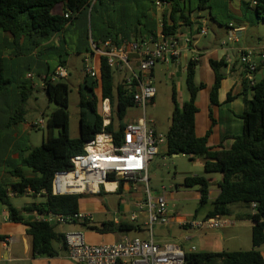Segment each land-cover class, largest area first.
Listing matches in <instances>:
<instances>
[{"label": "trees", "instance_id": "trees-1", "mask_svg": "<svg viewBox=\"0 0 264 264\" xmlns=\"http://www.w3.org/2000/svg\"><path fill=\"white\" fill-rule=\"evenodd\" d=\"M93 0H0V30L10 33L15 42L22 39L35 49L44 41L62 32L71 24L77 15L91 7ZM97 0H95L96 2ZM167 4L168 10L163 14L162 31L167 35H175L179 27L178 21L189 25L186 13L193 14L197 11L210 10L211 0H198L192 9V0H161ZM256 2L254 13L256 23L264 24V0ZM63 5L62 15L53 14L56 6ZM96 3L94 4V6ZM68 18H65V15ZM214 19V18H213ZM108 39V38H106ZM111 40V39H110ZM94 41V39H93ZM107 41V40H104ZM103 41V42H104ZM116 44L120 42L113 40ZM95 43V41H94ZM99 45L100 43H95ZM66 65V61H61ZM199 62L191 60L186 68V86L190 93L189 101L183 105L179 104L177 90L173 89L172 102L173 112L171 124L166 137L168 155H183L194 161L196 158L203 160L204 172L207 174H221L222 178L217 183L219 194L211 203L212 209L204 218L228 215L227 205L244 203L256 204L254 215L251 217L254 223L252 229L251 251H236L222 253H186L187 264H264V258L259 248L264 244V78L251 86L244 80V89L251 92V99L244 93L245 111L240 116L243 121V133L234 137V144L230 149L222 146L212 148L208 145L212 128L203 137L196 134V115L198 113L197 97L206 88L204 83H196V70ZM210 67L215 74V82L210 93V105L219 106V90L224 80L221 68L225 65L223 61H209ZM98 78L88 83L85 79L84 85L79 90L80 114V136L78 139L70 137L69 124V86L60 82H51V74L44 79V94L49 101L56 105L55 110L47 121V136L40 147L29 148L27 155L22 160V167L29 171L16 169L12 174L18 182L7 186L0 185V204L7 207L11 222L26 226L27 235L31 238V252L35 257L54 258L59 254L56 245H61L66 250L65 234L56 232V226L38 220L28 221L22 217V213H56L62 215L76 214L80 210L83 194L53 196L51 185L54 176L59 171H67L71 168V159L83 153L87 142L103 132L111 134L119 140L123 129L122 120L129 108L134 106L132 93L125 89L121 81L115 80L113 72L108 68L106 60H98ZM259 71L256 69L255 74ZM11 82L6 79L4 73V60L0 55V93L5 91ZM96 90L98 95L96 94ZM32 95L31 88L22 93L21 104L18 107L15 123L22 122L26 112L25 103ZM109 99L112 106V123L103 127V118L99 114L101 100ZM231 100V94L228 95ZM117 116L118 125L115 124ZM212 126L214 120L210 110ZM61 129L58 136L54 131ZM184 187H197L200 193L199 209L210 203L209 192L214 185L211 177L187 176L184 179ZM122 188V184L120 189ZM30 190L33 194L28 192ZM46 198L43 204H33L18 210L11 205L13 197L24 195ZM100 195L104 192L100 188ZM194 215L197 218L198 211ZM87 226L91 231L98 234L109 235L117 233H129L141 230V226L127 221L103 222L100 225L81 224ZM5 237L0 235V242Z\"/></svg>", "mask_w": 264, "mask_h": 264}, {"label": "rangeland", "instance_id": "rangeland-1", "mask_svg": "<svg viewBox=\"0 0 264 264\" xmlns=\"http://www.w3.org/2000/svg\"><path fill=\"white\" fill-rule=\"evenodd\" d=\"M156 1L157 0H97L95 2L96 5L94 6L95 3L92 4L91 7L88 8L87 12L82 14L74 22V27H72L66 33L68 45L66 46V52H62V55L68 61L67 65L69 70V78L62 80V82L66 83L69 86L70 90L68 112L70 115L69 131L70 137L72 139H78L80 136V114L82 110L79 106V90L84 85L85 79H87L88 83H91L93 81L92 78H87L81 72L82 58L79 53L85 51L87 47H89V49H92V39H97V37L102 33H113L115 30L121 31L124 27H127L128 25L135 22L137 17L143 25H146L148 27V29H154L156 26L161 25L159 21L161 20L162 12L161 9H157L155 7ZM197 1L198 0H192L193 7L195 6ZM240 1L241 0H211V11L213 12L214 16L218 15V21H221L224 24L231 23L237 25L235 19L240 20L242 23H244L247 28V32L241 35L242 42L240 45L247 44L256 48L264 47V24L255 23V6L251 3L250 5H244L243 3L242 14L245 15L244 17H240L238 16V13L233 12L240 10ZM243 1L248 3L249 0ZM209 12L210 10H208V12L203 11V18H201L202 20H204L207 16V20L205 22V27L208 30L207 37H200L198 35V24L192 26V45L193 47H197L200 50L212 46H219V44H222L224 39H228V31L226 27L223 26L221 28L217 22L209 17ZM123 13H126V16H123ZM53 14L62 15V6H56L53 10ZM230 44L232 45V42ZM0 46H3L1 38ZM27 48H29L28 43H26L25 47H21L18 51L23 50L27 52ZM190 52L191 51L184 54L183 58H181L179 61V65H175L173 63H156L153 74L156 97L154 101L148 104L146 107V119L148 122V126L155 127L157 132L159 134H162L165 138V142L159 145L158 154L154 157L149 166V189L152 191L153 196L155 197L161 195L163 191L162 188H166L168 192L167 197L169 199V206L175 209V211L180 210L181 215L194 217L197 210L199 209V202L196 199H193V197L197 195L198 188L184 187L183 183L185 177L195 175L211 178L214 177L216 180H221V174L205 173L202 165L200 164V158H196L194 161H192L189 159V157L183 155L170 156L167 153L166 137L171 124V116L174 108L172 102L173 89L175 88L177 90L178 101L180 105H183L190 99V93L186 86V68L188 63L196 58V54H192V52ZM255 52H257V54H260L264 52V48L255 50ZM16 54L17 53L14 50V55ZM46 57L48 56L40 52L38 57L35 58L37 60H45ZM232 58H235V55H233ZM54 59L50 61L51 67H54L56 65ZM21 60L22 61L19 64L16 63L13 67L11 65L7 66L5 77L10 78L13 76L16 78V80H19L21 78L20 73L23 71L22 81L30 86V81L26 77V73L29 71L28 67H30V71H32L35 75V80L37 82H40L39 70L41 69L37 68L36 64L28 56L22 58ZM239 63L241 64L240 60ZM205 64L206 65L200 63L198 64L196 70L197 84H199L201 81H207L208 75L211 72V67L209 63L207 64L206 60ZM42 73L43 72H41V74ZM260 73V77H263L262 75H264V71ZM113 76L115 80L121 81L124 77V74L114 73ZM17 86H21V84L17 85V83L14 82L13 88ZM7 92L9 94L8 99L10 100V105H0V128L3 127L6 115L9 118L12 117V119L17 118V112L15 110H18V107H16L15 104L17 103L18 96L16 95V90L9 89ZM96 94L98 95L97 90ZM205 98L206 93H203L202 95L200 94V109H203L204 107L203 102ZM20 104L21 103H19V105ZM55 108L56 105L50 102L48 97L43 92L33 91L29 100L24 105V109L26 110L25 123L27 125L33 123L34 121L38 120L39 117L43 118L44 121L47 122ZM42 113H44V115H41ZM141 117H143V110L141 108L133 106L127 110L126 116L122 120V123L132 121ZM117 121L119 120L116 116V125H118ZM60 132L61 129H56L54 131L55 136H58ZM46 136V128H31L25 134H23L19 144L22 145V149H26L25 146L32 148L40 147L43 141L46 139ZM5 145L6 142L3 139V135H1V171L4 167L5 157L8 158L10 156L11 158H17L13 157L12 153L6 152ZM7 166L12 171L16 169L14 165L8 164ZM2 182L4 181L0 180V184H2ZM129 186L132 188V190L130 191V193H124L123 195H120L119 193H103L102 195H93L90 193L85 194L81 199L83 210L93 211L95 216L94 221L96 224H100L103 220H110L114 218H122L124 221L129 222L130 215L132 214V212H130V208L134 212L133 206L136 201L141 200L145 197V185L143 183H131ZM212 187L214 188V185ZM10 202L14 208L22 209L33 204L45 203L46 198L43 196L24 195L21 197H13ZM242 205L248 206V204L236 203L232 206V210L235 211L237 206ZM122 207L126 211H124L122 214H119L120 212L118 211L120 208L122 209ZM210 207V205H206L205 207L199 209L197 216L202 217L204 214H206L207 210L210 209ZM95 208H97V210H94ZM102 210L105 213H103ZM2 211L8 210L7 207L0 204V213ZM118 215L120 216L118 217ZM161 228H163V226L155 225L153 227L154 240L157 242L159 240L173 242V240H171L170 237L166 235V232H164ZM55 230L59 233L65 232V234L69 232H83L86 235V242L90 245H93L94 242L89 236L100 238L99 234L91 231L87 226H82L80 224L57 225ZM119 234L121 233H117V235L115 236L118 237ZM122 234L128 235L129 238L140 239H148L149 236V234L147 233H138L136 231ZM117 241L118 239H114V241L110 240L108 241V243ZM177 245L183 249L181 245ZM17 248L20 249V246H18ZM18 253H22V251L19 250ZM0 264L28 263L8 261L1 258Z\"/></svg>", "mask_w": 264, "mask_h": 264}, {"label": "built area", "instance_id": "built-area-1", "mask_svg": "<svg viewBox=\"0 0 264 264\" xmlns=\"http://www.w3.org/2000/svg\"><path fill=\"white\" fill-rule=\"evenodd\" d=\"M256 4V2H255ZM155 7L161 11L167 4L161 0L155 2ZM68 18V15H65ZM161 30L139 41L124 40L120 44L112 40L92 43L90 52L82 57L81 72L88 78H98V60L104 58L108 68L113 73L124 74L121 80L125 89L132 93L134 106L143 110V117L123 123L119 140L111 134L103 132L95 139L87 142L83 153L71 159V168L55 174L51 185L53 196L74 194H99L100 188L109 192H117L119 186L129 183H143L145 197L136 204L129 222L137 223L139 216L145 213L147 219L144 228L149 234L148 239L129 238L124 236L113 244L90 245L85 240L83 232H69L65 234V245L68 259L75 264H187L185 251L175 243H159L154 240L153 227L167 226L171 220L168 206L167 189L162 188L159 196H153L149 189V166L158 154L159 145L165 142L162 134L155 127L148 126L146 107L156 97L154 87V68L156 63H170L181 57L182 47L179 34L167 35ZM198 35L206 37L208 30L205 22L199 28ZM186 45L192 49L190 37L184 39ZM227 42H222L226 46ZM254 51H243L240 62L245 67L246 79L250 85H255L254 75L257 64L254 61ZM264 62V52L259 54ZM196 57L193 61H198ZM31 77V76H29ZM66 65H60L51 76V82L68 79ZM99 114L103 118V127L112 123V106L109 99L101 100ZM32 128L45 129L47 122L40 118L34 122ZM107 184L115 185L112 190ZM136 190V188H135ZM30 194H33L28 190ZM42 191L38 196L45 195ZM255 211L256 204H252ZM10 220V219H8ZM37 220L50 225L92 224L93 216L78 212L72 215H62L52 212L37 214ZM232 220L226 216L212 218H190L182 221L181 226L191 230H219L229 227Z\"/></svg>", "mask_w": 264, "mask_h": 264}, {"label": "crops", "instance_id": "crops-1", "mask_svg": "<svg viewBox=\"0 0 264 264\" xmlns=\"http://www.w3.org/2000/svg\"><path fill=\"white\" fill-rule=\"evenodd\" d=\"M94 3H95V0L92 1V4ZM243 3L244 5H250L251 3L255 6L254 0H249L248 3L241 0L240 6H239L240 10L233 11V12L238 13L239 14L238 16L240 17L245 16L244 14H242L243 13ZM61 6L63 8V13H64V6L63 5ZM190 7H192V9L194 8L192 3ZM167 10H168V7L165 8V10L161 11L162 15H161V20L159 21V23L163 24V21H162L163 14ZM206 11L208 12V10ZM202 12L203 11H197L193 14L186 13V15L189 18V21L191 22L189 25H186L183 21H178L179 27L177 29L176 34H179L181 36V39H180V45L182 47L181 57L178 58L177 60L171 61L170 63L179 65V61L181 58H183L184 54L191 51L189 49L190 46L186 45V43L184 42V39L186 37H190V38L192 37L193 35L192 26L193 25L198 24L200 28L202 26V23L206 22L207 16L205 17L204 20L201 19L203 18ZM84 13L85 11L82 12L81 14L79 13L77 17L74 18L73 22L69 24L62 32L54 35L49 40L44 41L41 44V46L35 49H31L29 46V48H27L26 50L27 52L23 50L18 51L21 47H25L27 43L26 40L22 39L20 42L16 43L14 37L10 33L3 32L0 30V38L3 42V46H0V55L2 56L4 60L5 75L7 72L8 65H11L13 67L16 63L19 64L22 61L21 59L26 56L32 59V61L36 64L37 68H40L42 70V71L39 70L40 71L39 72L40 82H37L35 80L34 73L30 71L31 68L28 67L29 71L26 73V77L30 81V86H28L27 83L22 81L23 71L20 73L21 78L19 80L18 79L16 80V78L13 76L10 78H6L11 82V84L5 91L0 93V105H3V104L10 105V100L8 99L9 94L7 92L9 89L16 90V95L18 96L17 103L15 104L16 107L20 106L19 103H21L22 93L27 91V88H31L32 92L41 91L44 93V79L54 73L56 68L61 65L60 62L62 60L66 61V64L68 63L67 59H65L62 55V52H66V46L68 45L66 33L72 27H74V22ZM123 16H126V13H123ZM209 17L215 22H217L221 28L223 26L226 27L228 31L227 37L229 40L227 39L228 40L227 41L224 39V41L227 42L226 46H222V44L221 45L219 44V46L203 48V50H200L197 47H193L191 43L192 49L195 50L194 52L193 51L191 52L192 54H196V57L199 59L198 62L200 64L206 65L205 60L207 64L209 63L210 60H213L216 62L223 61L225 64L221 68V73L224 75V80L222 81V85L219 90V97H218V101L220 104L219 106L212 107L210 105V93H211L212 87L215 82V74L212 68H210L211 72L208 75L207 81L200 82V83H204L206 88L202 90L198 94V97H197L198 113L196 115V134L198 137H203L212 128V133L209 137L208 145L212 148H219L220 146H222L226 149H230L234 144L233 138L237 136H241L243 133V121L240 118V116L245 111L243 94L245 93L249 99H251L252 97L251 92L249 90L246 91L243 86L244 80H247L246 71H245V67L239 63V60H240L239 57H240L241 52L243 51H248V50L254 51V54H255L254 61L257 64V67L259 68V71L254 75V80L256 82L260 81L264 78V75H262L263 77H260L261 75L260 72L264 71V62L260 60L259 54H257L255 50H258L264 47L256 48L254 46H249L247 44L240 45L242 42L241 35L247 32L246 26L240 20L235 19V22H237V25L231 24V23L224 24L221 21H218V15L214 16L211 9L209 12ZM255 23H256V20H255ZM256 24H263V23H256ZM159 30H161L160 25L156 26L154 29H148V27L146 25H143L137 17L135 22L128 25L127 27H124L121 31L115 30L113 33H102L101 35L97 37V39H94V41L95 43H101L104 40H110V39L116 40L120 43L124 40L139 41L144 37H147L149 35H154ZM192 40L193 39L191 38V41ZM94 41L92 39V43H94ZM231 42H232V45L230 44ZM13 49L17 53L16 55H14ZM90 50L91 49L87 47L85 51L80 52V53L78 52V53L82 58L83 55L86 52H90ZM40 52L45 54L48 57H46L45 60L43 59L37 60L35 57H38ZM233 55H235V58H232ZM52 59H54V62L56 63L54 67H51L50 65V61ZM67 69H68V65H67ZM97 70H99V67ZM41 72L43 73L41 74ZM68 73H69V70H68ZM14 82H16L17 85L21 84V86H17L13 88ZM19 89H20V92H19ZM203 93H206V98L203 102L204 104L203 109H200L199 108V104H200L199 97H200V94L202 95ZM229 94H231L230 101L228 100ZM210 110L212 111V118L214 120L213 126H212V119L210 118ZM41 115H44V113H42ZM7 117L8 116L6 115V118L4 119L5 121H4L3 127H1L2 129L0 128V136L3 135V139L6 142V145H5L6 152L12 153L13 157H17V158H11L10 156L8 158L6 157L4 158V167L2 171L0 170V180L4 182H2V184L0 185L7 186V188H10L11 185L18 182V179L12 176V174L15 172L16 169L21 168L23 172H26V173L29 171L28 169L22 167V160L27 155V150L32 147L25 146L26 149H22V145H20L19 142L22 139L23 134H25L29 129H31L32 124L36 122L37 120L27 125L25 123V117L22 122H18V123H15L12 117L10 118L9 117L7 118ZM8 164L14 165L16 169L12 171L7 166ZM200 164L203 167L204 162L202 159H201ZM212 179L214 180V188L212 187L209 192L210 203L208 205L210 206H211V203L217 198L219 194V188L217 187V183L220 181V180H216L214 177H212ZM130 184L131 183L122 185L121 189H120V186H121L120 185L117 192L115 193H119L120 195H123L124 193H130V191L132 190V188L129 186ZM108 190H112V189H108ZM104 192L114 193V192H109L106 190H104ZM93 195H100V193L93 194ZM193 199H196L199 202L200 193L197 192V195L193 197ZM141 200L136 201V203L134 204L133 206L134 211L136 210V204ZM39 204H43V203H38L37 205ZM240 204H244V203H240ZM233 205L235 204H230L226 206V209L229 214L225 216L231 219L233 222L229 227L219 229V230H201V231L191 230V229L188 230L187 227H182L181 223L182 221L186 219H190L194 217L181 215L180 210L175 211V209L169 206V199H168V206H169V210H170L172 218L170 220V223L167 226H163V228L161 229L164 232H166V235H168L171 240H173V242L171 243L176 242L175 244L181 245L183 249L185 250V253H188V254L189 253H222V252H236V251H251L253 249L252 229L254 226V223L252 222L251 217L254 215L255 211L252 208V204L248 206H243V205L237 206L235 211L232 210ZM24 208L18 209V210H23ZM211 209H212V206L210 207V209L207 210L206 214ZM94 210H97V208H95ZM124 211L126 210L122 207V209L120 208L118 212H120L119 214H122ZM79 212L84 213V214H91L93 216L92 223L94 225H100L103 222H107V221H114L115 223L124 221L122 218H117V219L114 218L110 220H103L101 221L100 224H96L94 221L95 216H94L93 211L83 210L82 203L80 204ZM130 212H133L131 208H130ZM37 214H38L37 212H34V213L23 212L22 217L25 218V220L33 221V220H37ZM206 214H204L202 217L197 216V218L199 219L204 218ZM119 216L120 215H118V217ZM8 219H9L8 211H2L0 213V235L4 236L5 239L4 241L0 242V259L3 258L8 261L25 262L28 264H75L74 262L68 259L67 251L65 249H62L61 245H56V248L59 251V254L57 257H54V258L35 257L34 258L31 252V238L26 233L27 231L26 226L20 223L11 222ZM146 219H147V216L145 213L140 214L139 221L135 224L141 226V230L136 231V232L147 233V231L144 228V223ZM62 234H65V232H63ZM99 235H100V238L95 237V236L94 237L89 236L91 240H93L94 242L93 245L113 244L116 242L108 243V241L110 240L114 241V239H118V241H120L124 236L128 237V235H125L122 233L119 234L118 237L115 236L117 234H109V235L99 234ZM85 238H86V235H85ZM158 242L166 243L170 241H160L159 240ZM18 246H20V249L17 248ZM19 250H21L22 253H18ZM259 251L261 252L264 258V244L259 248Z\"/></svg>", "mask_w": 264, "mask_h": 264}, {"label": "bare ground", "instance_id": "bare-ground-1", "mask_svg": "<svg viewBox=\"0 0 264 264\" xmlns=\"http://www.w3.org/2000/svg\"><path fill=\"white\" fill-rule=\"evenodd\" d=\"M114 186H115V185H113V184H107V188H108V189H113Z\"/></svg>", "mask_w": 264, "mask_h": 264}, {"label": "water", "instance_id": "water-1", "mask_svg": "<svg viewBox=\"0 0 264 264\" xmlns=\"http://www.w3.org/2000/svg\"><path fill=\"white\" fill-rule=\"evenodd\" d=\"M173 156H178V155L176 154V155H173Z\"/></svg>", "mask_w": 264, "mask_h": 264}]
</instances>
